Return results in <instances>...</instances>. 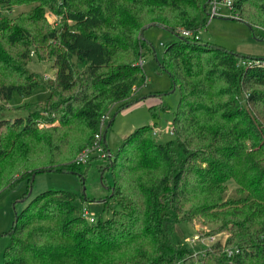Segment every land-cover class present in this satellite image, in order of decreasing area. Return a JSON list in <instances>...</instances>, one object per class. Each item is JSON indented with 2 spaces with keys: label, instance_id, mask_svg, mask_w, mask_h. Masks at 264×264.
Returning a JSON list of instances; mask_svg holds the SVG:
<instances>
[{
  "label": "trees",
  "instance_id": "obj_1",
  "mask_svg": "<svg viewBox=\"0 0 264 264\" xmlns=\"http://www.w3.org/2000/svg\"><path fill=\"white\" fill-rule=\"evenodd\" d=\"M210 1H0L30 9L0 19V103L38 87L48 93L20 106L28 111L24 118L0 120V195L22 182L29 191L40 173L84 176L78 169L91 159H73L95 142L111 109L146 100L133 97L145 83L137 63L153 50L149 28L176 36L157 71L179 94L170 139L158 142L153 128L142 126L114 156L108 152L100 169L112 177L108 218L90 223L73 193L42 192L15 213L1 264H264V60L250 64L196 39ZM234 9L235 20L264 42V0H237ZM46 13L58 19L55 26ZM33 57L52 61V79L28 70ZM163 96L148 97L154 118L169 108ZM229 182L236 187L230 196ZM208 216L228 235L225 243H177V225Z\"/></svg>",
  "mask_w": 264,
  "mask_h": 264
},
{
  "label": "rangeland",
  "instance_id": "obj_2",
  "mask_svg": "<svg viewBox=\"0 0 264 264\" xmlns=\"http://www.w3.org/2000/svg\"><path fill=\"white\" fill-rule=\"evenodd\" d=\"M29 11L30 9L26 6L8 9L0 4V19L13 20L12 18ZM46 14L48 21L55 26L58 19L49 13ZM198 37L204 43L221 46L241 57H246L249 61L264 60V42L257 41L252 36L249 27L235 20L232 12L226 8H221L219 16L208 21L206 27L199 31ZM145 38L150 42L153 50L150 49L144 55L142 70L145 75V83L133 98H146V100L140 103L137 102L120 112H116L117 108L111 109L103 119L101 132L107 129L105 141L101 143V148L96 152L97 155L91 158L90 167L81 166L78 169V172L84 175L83 178L78 173H40L35 177L33 186L29 191L27 183L22 182L0 195V264L4 249L9 245V236L6 232L12 226L15 213L23 210L35 196L47 190L70 192L75 195V204L82 214L86 213L84 214L86 220H89V218H93L95 221L99 218L106 219L110 216V211L104 209V201L111 196L112 177L109 171L100 169L108 166V152L111 156H114L121 146L122 140L142 126H151L160 132L155 138L158 142H165L171 138L168 133L171 130V120L178 104L179 94L178 91L173 92V83L170 76L165 72L158 73L157 64L161 62L165 45L176 39V36L163 29L149 28L145 31ZM51 65L52 61L50 60L41 61L33 57L27 68L44 80H49L53 77ZM154 94H164L163 100L169 106L168 110L160 113L157 118H154L149 110L153 101L148 97ZM47 96L48 93L45 87H38L25 97L14 93L8 104L0 103V120L24 118L27 116L28 111L25 107H20L21 105H29L30 107L44 101ZM31 108L34 109V107ZM112 117L111 126L107 128ZM45 125L47 126V124ZM262 128L264 130V123ZM260 143L257 141V145ZM102 155H104L103 158L98 157ZM78 156L73 159L76 164H78ZM235 188V184L229 182L227 185L229 196L233 194ZM110 206L111 209H116L112 202H110ZM213 220L208 216L204 220L205 222L201 220L193 224L182 223L177 225V243L191 248L190 240L194 239L195 234L206 236L203 244L208 247L216 239L225 243L228 235L220 232L217 228L220 227L218 223H210ZM210 241L212 242L210 243ZM196 249L199 251V248Z\"/></svg>",
  "mask_w": 264,
  "mask_h": 264
},
{
  "label": "built area",
  "instance_id": "obj_3",
  "mask_svg": "<svg viewBox=\"0 0 264 264\" xmlns=\"http://www.w3.org/2000/svg\"><path fill=\"white\" fill-rule=\"evenodd\" d=\"M237 0H211L210 4H209V20L216 18L219 16L220 10L221 8H226L227 10L232 12V16L234 18H237V12L234 9V3ZM180 34L183 37H191L192 36V32L190 31H181ZM196 39H198V36H196ZM253 61H249V63L251 64ZM144 64V60L140 59L137 63V65L139 67H142ZM103 124V122H102ZM153 134L155 136H157L158 134H160V132H158L156 129H153ZM101 132L96 134L95 136V142L85 151H83L77 158V162L78 163H86L88 162L92 157L96 156V152H98V149L101 148ZM103 158L104 155L102 156H98ZM89 222L92 223L93 222V218H89ZM194 239H191V241L194 244H203L204 242V238H201L198 234L193 236ZM206 239V238H205ZM212 241H210L211 243ZM205 245V244H204ZM206 246V245H205ZM208 247V246H206ZM232 254V252H229L228 255L230 256Z\"/></svg>",
  "mask_w": 264,
  "mask_h": 264
},
{
  "label": "water",
  "instance_id": "obj_4",
  "mask_svg": "<svg viewBox=\"0 0 264 264\" xmlns=\"http://www.w3.org/2000/svg\"><path fill=\"white\" fill-rule=\"evenodd\" d=\"M105 139V135H104V137H103V140Z\"/></svg>",
  "mask_w": 264,
  "mask_h": 264
}]
</instances>
